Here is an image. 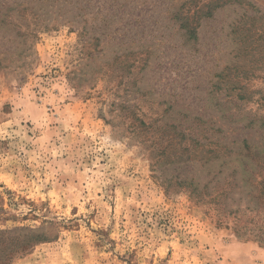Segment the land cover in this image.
<instances>
[{"label": "rangeland", "instance_id": "374dc122", "mask_svg": "<svg viewBox=\"0 0 264 264\" xmlns=\"http://www.w3.org/2000/svg\"><path fill=\"white\" fill-rule=\"evenodd\" d=\"M2 58L11 264H264L258 171L200 159L264 150V0H0Z\"/></svg>", "mask_w": 264, "mask_h": 264}, {"label": "trees", "instance_id": "16d2710c", "mask_svg": "<svg viewBox=\"0 0 264 264\" xmlns=\"http://www.w3.org/2000/svg\"><path fill=\"white\" fill-rule=\"evenodd\" d=\"M0 60H4V58ZM141 124L145 125L143 121H141ZM170 129H172L173 131H177L176 130L177 128L174 125H170ZM184 139H185V136L182 138V141ZM241 143L243 144L242 148L241 149L239 148L236 150L228 149V147H225V146H224L223 152L218 151V150H210V151L202 150L200 159L201 160L205 159L206 162H210L212 160H216L222 157V161L224 164H228L235 160L245 161V163L241 164L240 167H242L243 171H245L243 174H246L247 178L253 175L251 173L253 172L254 169H256V172L258 171V174L256 177L259 176L260 178L258 177L259 180L256 182V186H255V188H257L256 198L260 199L263 202L264 201V150L260 151L259 146L255 147L249 144L247 142V139H243ZM206 154H209V156H207ZM211 154L212 156H210ZM235 154L237 156L233 157ZM247 164L250 165V167L248 166L247 168L250 169L251 173H249V171L245 167V165ZM237 170L238 169L233 168L231 170V174H233L234 176L238 172ZM206 186L207 185H205L202 188V191H200L199 194L207 193ZM195 190L196 189H193V191ZM229 193L230 191L228 192L222 191V193L216 194L215 197L212 198L210 202L212 203L213 201L214 204H221L220 199H223V198L225 199ZM238 211L239 209H236L235 214H237ZM236 218L238 220V217ZM46 240H47V237H44L43 234L37 233L27 228L17 229V230H12V231L0 230V264H11L15 259L21 258L22 256L26 255L36 245L43 243Z\"/></svg>", "mask_w": 264, "mask_h": 264}]
</instances>
